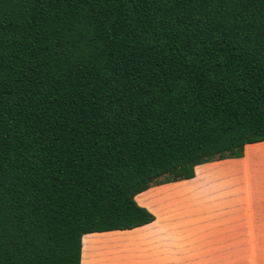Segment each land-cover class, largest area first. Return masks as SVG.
Returning <instances> with one entry per match:
<instances>
[{
    "label": "trees",
    "instance_id": "1",
    "mask_svg": "<svg viewBox=\"0 0 264 264\" xmlns=\"http://www.w3.org/2000/svg\"><path fill=\"white\" fill-rule=\"evenodd\" d=\"M263 140L264 0H0V264H79Z\"/></svg>",
    "mask_w": 264,
    "mask_h": 264
},
{
    "label": "crops",
    "instance_id": "2",
    "mask_svg": "<svg viewBox=\"0 0 264 264\" xmlns=\"http://www.w3.org/2000/svg\"><path fill=\"white\" fill-rule=\"evenodd\" d=\"M134 201L147 224L81 235L79 264H194L204 259V231H248L264 245V140L239 157L193 167L192 178L154 185ZM200 247L203 248L200 251Z\"/></svg>",
    "mask_w": 264,
    "mask_h": 264
},
{
    "label": "rangeland",
    "instance_id": "3",
    "mask_svg": "<svg viewBox=\"0 0 264 264\" xmlns=\"http://www.w3.org/2000/svg\"><path fill=\"white\" fill-rule=\"evenodd\" d=\"M203 253L204 259L194 264H264V245H250L248 231L239 237L233 231L208 230L206 236L204 231Z\"/></svg>",
    "mask_w": 264,
    "mask_h": 264
}]
</instances>
